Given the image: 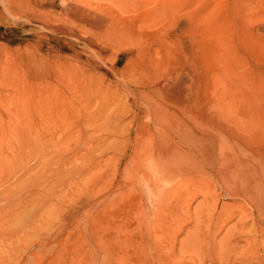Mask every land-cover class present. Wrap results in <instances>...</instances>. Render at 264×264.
I'll list each match as a JSON object with an SVG mask.
<instances>
[{
  "label": "rangeland",
  "instance_id": "1",
  "mask_svg": "<svg viewBox=\"0 0 264 264\" xmlns=\"http://www.w3.org/2000/svg\"><path fill=\"white\" fill-rule=\"evenodd\" d=\"M261 186L264 0H0V264H264Z\"/></svg>",
  "mask_w": 264,
  "mask_h": 264
},
{
  "label": "bare ground",
  "instance_id": "2",
  "mask_svg": "<svg viewBox=\"0 0 264 264\" xmlns=\"http://www.w3.org/2000/svg\"><path fill=\"white\" fill-rule=\"evenodd\" d=\"M130 10H131V9H130ZM160 96H161V95H160ZM160 96H159V97H160ZM149 99H150V98H149ZM153 100H154V99H153ZM153 102H154V101H153ZM153 102H152V103H153ZM152 108H153V109H156V108H155V105H154ZM163 108H164V107H163ZM160 112H161V111H160ZM156 114H157V113H156ZM157 117H158V116H157ZM165 117H166V116H165ZM164 119H165V118H164ZM156 120H157V121L160 120V123L164 125V121H162V118H159V119H156ZM157 121H156L155 123H158V122H159V121H158V122H157ZM165 123H166V122H165ZM213 126H214V125H213ZM160 127H161V126H160ZM169 128H170V127H169ZM215 129H216V128H215ZM220 130H221V129H220ZM202 132H203V130H202ZM204 132H205V131H204ZM208 133H209V132H208ZM212 135H213V134H212ZM162 136H163V135H162ZM215 138H216V136H215ZM220 139H221V138H220ZM171 140H172V139H171ZM190 140H191V139H190ZM188 141H189V140H188ZM195 141H196V140H195ZM210 142H211V141H210ZM220 144H221V143H220ZM179 146H180V145H179ZM212 146H213V144H212ZM190 147H191V146H190ZM170 151H171L170 153H172V154H170V156H169L168 153L166 152V153H167L166 155H168V159L170 158L173 162H176L178 157H175V156H174L175 154L173 155V151H172V150H170ZM160 152H161V151H160ZM160 152H159V153H160ZM189 152H190V151H189ZM166 155H165V156H166ZM179 156H180V155H179ZM234 157H235V156H234ZM203 158H205L204 162H205V161L208 162V163H207L208 165L211 166V165H213V163L215 164V162L212 161V158H213V157H211V156H209V155H205V156H203ZM160 160H161V159H160ZM190 160H191V159H190ZM197 161H198V160H197ZM159 162H160V161H159ZM161 162H162V161H161ZM192 162H193V161H192ZM226 162L228 163V161H226ZM184 163H185V161H184ZM217 163H219V162H216V165H214L215 167L217 166ZM188 164H189V163H188ZM237 164H239V163H237ZM161 165H162V164H161ZM153 166H154V165H153ZM182 166H183V164H182ZM226 166H227V165H226ZM226 166H225V167H226ZM232 166H233V165H232ZM236 166H237V165H236ZM161 167H163V166H161ZM164 167H165V166H164ZM169 167H170V166H169ZM173 167H174V166H173ZM177 167H178V165H177ZM177 167H176V168H177ZM179 167H180V166H179ZM237 167H239V166H237ZM220 168H223V167H222V164H221V167H219V171L221 170ZM183 169H184V168H183ZM233 169H234V168H233ZM241 169H242V166H241ZM235 170H236V169H235ZM177 171H178V170H177ZM224 171H225V170H224ZM233 171H234V170H233ZM240 171H241V170H239V173H240ZM169 173H170V172H169ZM219 173H220V172H219ZM228 173H229V171H228ZM237 173H238V172H237ZM237 173H236V174H237ZM152 174H153V173H152ZM231 174H232V172H231ZM241 174H242V173H241ZM165 175H166V174H165ZM165 175H164V176H165ZM162 176H163V175H162ZM165 177H166V176H165ZM232 177H233V176H232ZM239 177H240V176H239ZM242 177H243V175H242ZM242 177H241L240 179H242ZM227 178H228V177H227ZM227 178H226V179H227ZM234 178H235V176H234ZM236 179H237V178H236ZM236 179H235V180H236ZM229 180H230V179H229ZM243 181H244V180H243ZM224 182H225V181H224ZM227 182H228V181H227ZM229 182H230V181H229ZM229 182H228V183H229ZM234 182H235V181H234ZM228 183H227V185H228ZM236 184H237V182H236ZM230 185H231V184H230ZM233 186H234V185H233ZM236 186H237V185H236ZM229 187H230V186H229ZM252 187H253V186H252ZM262 188H263V187L261 186V189H262ZM236 189H237V188H236ZM245 189H247V188H245ZM250 189H251V187H250ZM257 189H258V188H257ZM229 191H230V190H229ZM236 191H238V190H236ZM236 191H235V192H236ZM261 191H264V190L262 189ZM230 192H231V191H230ZM251 193H252V192H251V190H250V191H248L247 193H246V192H243V191H240V193H238V194L243 195V196L245 197V199H247V198H249V197L251 198ZM260 193H261V192H260ZM260 193H259V194H260ZM255 195H256V192H255ZM257 196H258V194H257ZM257 196H256V197H257ZM256 197H255V200H256ZM253 198H254V197H253ZM245 199H244V200H245ZM262 199H263V198H262ZM251 202H252V200H251ZM257 203H259V202H257ZM257 203H254V204L256 205ZM257 205H258V204H257ZM252 207H253V206H252ZM259 207H261V206H259ZM258 209H259V208H258ZM258 212H260V210H258Z\"/></svg>",
  "mask_w": 264,
  "mask_h": 264
}]
</instances>
